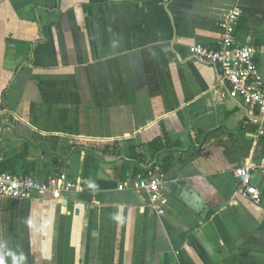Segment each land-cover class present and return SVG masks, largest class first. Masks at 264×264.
<instances>
[{"label":"crops","instance_id":"crops-1","mask_svg":"<svg viewBox=\"0 0 264 264\" xmlns=\"http://www.w3.org/2000/svg\"><path fill=\"white\" fill-rule=\"evenodd\" d=\"M233 7L264 80V0H0V166L77 183L0 196V264H264L262 120L189 53ZM135 164L164 214L117 188Z\"/></svg>","mask_w":264,"mask_h":264},{"label":"built area","instance_id":"built-area-1","mask_svg":"<svg viewBox=\"0 0 264 264\" xmlns=\"http://www.w3.org/2000/svg\"><path fill=\"white\" fill-rule=\"evenodd\" d=\"M241 12L233 7L218 23L220 36L213 45L201 43L189 47L190 55L202 63L218 67L222 71L224 80L229 86V97L241 100L250 108V113L255 111L260 116L263 126L255 136L264 135V80L257 61L258 49L250 41H240L236 26ZM264 170V162L261 165ZM257 166L254 163L239 166L234 171L240 193L254 204H261L263 192L253 182ZM164 173L159 169L149 168L136 174L128 173L117 186L118 189H132L145 193L148 203L159 215L164 214L162 207V192L164 190ZM77 188L66 172L60 171L50 175L45 181H38L30 175L15 174L0 171V196L21 198L32 190L50 192L53 198H61L63 192Z\"/></svg>","mask_w":264,"mask_h":264},{"label":"trees","instance_id":"trees-1","mask_svg":"<svg viewBox=\"0 0 264 264\" xmlns=\"http://www.w3.org/2000/svg\"><path fill=\"white\" fill-rule=\"evenodd\" d=\"M263 136H264V135H263ZM87 165H88V163L85 162V168H84V170H83V175H84L85 177L87 176V173H88V172H87ZM0 171H7V172H11V173L19 174V173H17V172L12 171V170H7V169H5V168H3V167H1V166H0ZM139 171H142V170H141V167L138 166L137 164H135L134 167H133V172H134V174H136V173L139 172ZM58 172H60L59 169H58Z\"/></svg>","mask_w":264,"mask_h":264}]
</instances>
